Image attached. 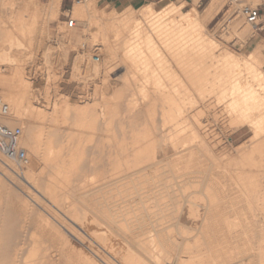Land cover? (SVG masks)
Listing matches in <instances>:
<instances>
[{"label":"bare ground","instance_id":"bare-ground-1","mask_svg":"<svg viewBox=\"0 0 264 264\" xmlns=\"http://www.w3.org/2000/svg\"><path fill=\"white\" fill-rule=\"evenodd\" d=\"M4 1L22 4L16 17L11 13L15 34L9 32L6 40L11 52L14 46L31 50L36 24L44 17L57 18L62 3ZM224 1L210 0L202 11L197 9L201 0L180 5L171 0L159 11L145 5L139 20L128 6L120 17L105 19L110 22L98 26L90 38L98 42L105 63L93 65L91 73L103 77L125 70L120 76L124 83H115L106 104L101 89L109 88L107 79L99 86L100 101L97 90L91 102L83 96L73 104L46 102L38 109L25 79L23 58L31 51L20 54V60L0 49V60L17 61L12 83L0 76V100L10 107V115L1 120L23 128L20 145L29 155L22 169L0 156V218L10 217L6 223L0 219V264H264V221L259 242H254L252 229L256 211L264 216V189L258 190L252 176L239 172L237 180L214 181V175L226 178L227 173H212L215 167L209 163L208 172H194L210 176L203 182L208 211L200 223L190 219L185 205V179L192 162L197 163L186 156L187 146L197 137L183 135L187 120L179 126L176 121L196 104L215 115L226 114L231 123L251 132L250 140L257 144L236 166L260 168L264 176V41L241 54L218 49L214 36L222 26L210 33L205 27L220 14ZM228 1L225 18L238 16L226 28L230 31L220 34L245 43L257 35L255 27ZM255 1L248 0L251 5ZM75 3L76 21L89 31L86 4ZM186 5L191 8L183 12ZM70 20L77 24L70 18L68 29ZM64 38L69 41L71 33ZM178 45L183 49L171 62L164 51L173 48L175 53ZM83 56L85 64L89 59L101 62L100 56L99 63L92 55ZM216 106L221 110L216 112ZM39 119H45L48 132L39 127ZM59 125L74 131L62 134ZM255 154L259 165L250 166ZM91 174L96 181L89 180ZM32 224L38 229H31Z\"/></svg>","mask_w":264,"mask_h":264},{"label":"rangeland","instance_id":"rangeland-1","mask_svg":"<svg viewBox=\"0 0 264 264\" xmlns=\"http://www.w3.org/2000/svg\"><path fill=\"white\" fill-rule=\"evenodd\" d=\"M13 1H11V3L16 2L15 0ZM62 1L63 2L61 3L62 5L60 7V12L58 13L57 18L53 20H51L52 18L51 19L48 18L47 20L44 17L42 18L43 20L40 19L38 21V23L40 22L39 24H36V29H35L36 32L34 34L35 40H34L33 48L31 50H27L26 52L22 47L21 49H18V47L14 46L11 52L8 51L9 47H8V43H6L8 33L9 32L14 33L13 31L14 23H12L14 20L11 17V13L14 12V17H16L18 14L17 10L21 8L22 4H16V3L5 4L7 2H5L4 0H0V49L3 47L4 49L2 48V51L6 50L7 53L10 54L13 53L16 59L21 58L20 54L23 55H26L27 53L30 54L29 51H31L30 56L28 57L26 56L23 58V60H25V66L27 67V73L25 75V79L30 81L31 88L33 89L31 90V92L33 91L32 95L34 96L31 95L30 101L33 102L35 106L38 107V109L41 108L43 109L44 106L45 107L47 106L46 105L47 103L53 105L54 102L62 103L68 101L71 102V104H73L79 100L78 98L82 97L83 99L84 98L83 96H86L84 99L87 98V101L91 102V100L96 99V97L94 96H97V94H95L97 90H98L97 93L99 92L97 100L99 99L100 101L102 100V95H100L102 93L99 90L104 86L103 83L104 80L106 81L107 79V82L109 83L108 84L109 88H107V86L106 87L104 86L103 87L104 89L103 88L101 89L102 91H105V93L104 92L103 93L106 95V98L104 99V103L106 104L107 102H110L112 100L109 94L113 93L115 83L116 82L120 84L124 83V79H122L120 76L125 75L124 74L125 70L120 68L119 70L115 69L111 71L109 74L104 75L103 77L97 76L94 73L92 74L91 72H93V70L91 69L102 65L103 63H105V60H103L104 57L102 54L103 53L102 50L100 51L99 50L100 48L98 47V45H96L98 44V42L92 43L90 38L92 33H94L96 29H98L97 28L98 26L99 28L100 27L102 28V24L104 22L106 23L107 21V24L108 22H110L108 20L104 21L105 19L120 17L122 13L127 9L128 5L116 7V6H109L106 3H102L100 2V0H84L86 4L85 16L92 21V25L90 28L91 31L90 30L87 31L84 25L76 21V15L74 11L76 0H62ZM166 1L167 0H153L151 2H145L142 5L143 7L145 5H151L155 10L159 11L163 9L171 0L167 2ZM173 1H175V3L178 5L183 3L184 4L189 3L188 1L185 0H180L178 2H176L177 0H173ZM209 1L210 0H204L202 4L198 5L197 9L199 11H202ZM43 2H46V0H43ZM93 3L94 5H92ZM228 3H229L228 0L224 1V6L222 8V11L220 12L219 15H216L208 23V25H206L205 31L206 33H210L211 30H214L217 27V25L219 26L221 25L222 27L220 29L222 30L219 29L218 31L219 34L217 33V35L214 36L220 45L218 49L221 48L220 50H222L224 47H226L232 49L238 54H241L243 50H250L259 41H264V34L261 35L257 34L254 37H251L248 40H246L245 43H242L239 39H237L235 36L232 35L231 37L227 36V38L221 36L220 31L226 32L227 30H229L232 26V21H234V19L238 16L237 14H232L226 16L225 18L226 13L231 8ZM138 6L140 5L137 6L130 5L132 11H135L134 12L135 18L133 15V18L135 20L140 19L139 11L143 8V7L139 8ZM93 8L95 9L93 10ZM190 8L191 5H186L182 9V11L187 12L188 10H190ZM70 18L74 19L77 23L76 26L72 29H68L67 26V21H69ZM45 21H47V25H45L46 24ZM107 24H104L103 27L108 26ZM229 24H230L229 26L230 28L228 27ZM227 27L229 29H226ZM1 29L3 32H1ZM68 32L71 33V39L69 41H67L64 38V35ZM103 34L104 32L103 33L101 32V36L99 35L98 37L99 38L102 37ZM194 35L198 36V32H195ZM101 39L102 38L98 39L99 42L101 41ZM83 44H85L84 47L82 46ZM162 49L166 50L163 47ZM182 49L183 46L178 45L177 51L175 53L173 48H171L170 51H164V52L168 55V58L171 60V62L172 61L174 62L173 60L174 54L180 52ZM220 50L217 51V54L218 52L219 53L221 52ZM84 54L89 55V57H91V55L94 56L98 54L101 57V62L100 63L98 62L99 64H94L89 59L88 63L85 64L84 56L82 57V55ZM16 63L17 61L13 62L11 60H7L6 58L0 60V73H1L0 76L1 75L2 77L4 76L3 79H5V81H7L8 79L9 83H12L11 81L12 71ZM79 88L82 89L83 91H81ZM2 92H3V88L0 85V95L3 94ZM78 92H83V93L77 95ZM210 97H211V102H214L216 100L215 95H211ZM28 102H26V106L29 105ZM218 107L219 106H216V112L218 110H221V107L220 108ZM105 109H107V107ZM156 118H158V114H156ZM185 120H187L186 124L188 125V127L186 128V134L183 135L190 137L191 133H195L197 137L187 146L186 156L192 155L194 159L197 158V163L192 162V164L190 165L191 168L188 171L187 177L185 179L187 184V192H186L187 201L185 202L186 210L189 214L190 219L194 223H200L208 211L206 208L208 205L207 200L204 197L205 191H203L204 181L206 183V181L210 179L221 182L227 181L229 179L237 180V173L241 172L245 174V176L246 175L252 176L254 181L257 180V184L260 185L258 188L259 191H262L264 189V176L260 175L261 174L260 168L257 167L244 168V167L236 166L237 164H239V162L247 153H249L252 149H254V147L257 144V143L252 144L250 140L251 132L242 129L241 127H237L235 124L231 123L229 117L226 114L218 113L217 115H215L212 110L202 107L200 104L199 105L196 104L195 106H193V108L186 109L185 114L176 122H179L178 124L179 126ZM172 124H174V122H171L169 125ZM39 125H40L39 127L44 131L46 132L49 131L45 119H39ZM58 127L59 129H61L62 134H66V133L68 134L74 131L72 128L66 129L67 128L66 125H59ZM181 127L182 126H180L178 129H180ZM22 134L24 138L25 131L23 130V128H22ZM208 158H210V160H208ZM253 160L254 161L250 162L251 164L250 166H256V165L258 166L259 155L255 154ZM209 163L213 164L215 167L213 168L212 173L215 174L218 172L220 174L222 172H226L227 173L226 178L215 175L210 178V176L207 177L205 176V174L194 173V172H202V173L208 172ZM192 171L193 173H191ZM21 172L22 170L20 171V173ZM247 172L249 174H247ZM13 176L12 177L14 179H17L15 175ZM91 179L96 181L97 176L91 174L89 180ZM236 192L239 191L236 190ZM236 192L234 193V196L241 197V194ZM0 193L2 195L4 194L3 191ZM223 195L225 196L227 194H223ZM71 200L77 202V200L73 196L71 197ZM242 202L245 203V201ZM255 203L256 201L254 200V205ZM239 211L241 213L247 214L249 210H247V212L246 210L245 211L239 210ZM220 212L224 214L225 212L228 211L225 209H220ZM190 214H192L193 216H190ZM256 214H257L256 217L257 224L254 225L252 229L254 233L253 237H255L254 242L255 240L256 242H259L261 236L260 235L261 227H263L262 222L264 221V216L258 210L256 211ZM9 218L10 217H8V215H5L2 216L0 219H3V221H5L6 223ZM30 226L31 229L33 230L38 229L33 224ZM240 227L238 230L242 232L241 230L242 226Z\"/></svg>","mask_w":264,"mask_h":264},{"label":"built area","instance_id":"built-area-1","mask_svg":"<svg viewBox=\"0 0 264 264\" xmlns=\"http://www.w3.org/2000/svg\"><path fill=\"white\" fill-rule=\"evenodd\" d=\"M256 2L251 5L248 0H230V4L239 6V14L247 23L255 27L258 35H261L264 34V0H257ZM69 27H75L73 20H70ZM93 60L98 63L100 61L99 55H94ZM9 115L10 107L0 100V156L4 161L13 163L17 169H22L28 166L29 158L20 145L21 129L8 127L1 120Z\"/></svg>","mask_w":264,"mask_h":264},{"label":"crops","instance_id":"crops-1","mask_svg":"<svg viewBox=\"0 0 264 264\" xmlns=\"http://www.w3.org/2000/svg\"><path fill=\"white\" fill-rule=\"evenodd\" d=\"M151 1H153V0H100V2L106 3L109 6L119 7V6H123V5H128V6H130V5L131 6L140 5V6H138L139 8L140 7H143V5H142L143 3H145V2H151ZM167 1H170V0H167ZM178 1H180V0H177L176 2H178ZM185 1H188L190 3H193L194 2V0H185ZM203 2H204V0H201L200 4H202Z\"/></svg>","mask_w":264,"mask_h":264}]
</instances>
